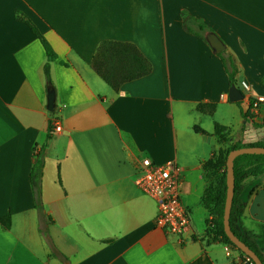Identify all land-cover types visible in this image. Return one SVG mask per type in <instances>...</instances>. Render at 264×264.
Returning a JSON list of instances; mask_svg holds the SVG:
<instances>
[{
    "label": "crops",
    "instance_id": "obj_1",
    "mask_svg": "<svg viewBox=\"0 0 264 264\" xmlns=\"http://www.w3.org/2000/svg\"><path fill=\"white\" fill-rule=\"evenodd\" d=\"M183 10L235 56L236 85L264 95V22L252 16L264 0H0V219L10 216L9 228L0 221V264H249L207 239L201 197L213 170L203 164L222 146L216 123L232 141H264V104L256 125L243 115L245 98L229 100L222 59L184 29ZM28 21L58 54L51 77L62 130L50 139L47 55ZM104 40L134 43L151 72L112 88L92 65ZM38 153L42 209L30 177ZM144 157L181 167L191 216L183 242L155 226L157 202L134 182ZM241 198L245 226L264 222V173Z\"/></svg>",
    "mask_w": 264,
    "mask_h": 264
},
{
    "label": "trees",
    "instance_id": "obj_2",
    "mask_svg": "<svg viewBox=\"0 0 264 264\" xmlns=\"http://www.w3.org/2000/svg\"><path fill=\"white\" fill-rule=\"evenodd\" d=\"M182 26L192 34L205 39V32L213 30L202 19L196 15L183 10L181 12ZM34 32L40 38L47 55V61L44 65V74L46 85L53 86L51 77V63L58 58V54L46 39V37L38 30V28L28 21ZM218 56L223 61L224 67L228 73L230 83L236 84V75L239 71L235 56L226 49L219 52ZM66 64L65 62H62ZM95 71L108 82L112 88L118 90L120 86L127 82L149 74L152 70L151 62L145 57L141 50L131 42L118 40H104L98 46L97 51L92 61ZM242 100L237 101L241 103ZM198 109L203 112L212 113L215 109L213 104H199ZM246 111L243 113L245 118L251 120L258 125L256 116ZM50 115L55 112L49 111ZM49 133L47 139L53 135L52 123L49 121ZM197 131H202L201 128L195 127ZM226 128L218 123L215 124V132L218 135L221 147L214 158L206 161L203 164L204 170H210L207 173L211 177V181L207 184L204 193L201 197L202 204L209 210L213 216V226L207 228L208 241H222L231 244L238 250L246 259L249 258L241 251L228 237L224 229V210L227 196V157L231 150L244 146H264V141H256L244 143L241 140L232 141L231 136L225 131ZM47 145V141L43 146ZM44 160L42 154L36 155V160L31 170V184L35 195L36 206L39 209L43 208L42 203V176H43ZM235 170V194L230 215V225L232 231L245 242L261 259L264 264V222L254 221V228H247L245 222V209L247 202L240 196L242 188L247 183V180L252 177H257L264 173V154H242L236 157L234 161ZM5 228L10 226L9 214L0 219ZM209 224V220H208ZM249 264H255L251 259Z\"/></svg>",
    "mask_w": 264,
    "mask_h": 264
},
{
    "label": "built area",
    "instance_id": "obj_3",
    "mask_svg": "<svg viewBox=\"0 0 264 264\" xmlns=\"http://www.w3.org/2000/svg\"><path fill=\"white\" fill-rule=\"evenodd\" d=\"M240 87L249 104V110L253 115L258 116L264 104V95L253 94L252 86L246 80L240 81ZM54 112V115H50L53 133L62 130L57 110ZM181 175V167L175 160L157 163L149 157H144L137 167L134 182L143 193L157 202L155 226L177 236L179 241L183 242L187 232L191 229V216L180 196ZM209 220V226H213L212 215ZM234 250L236 249L231 244L226 243L228 254ZM249 260L250 258L248 262Z\"/></svg>",
    "mask_w": 264,
    "mask_h": 264
},
{
    "label": "water",
    "instance_id": "obj_4",
    "mask_svg": "<svg viewBox=\"0 0 264 264\" xmlns=\"http://www.w3.org/2000/svg\"><path fill=\"white\" fill-rule=\"evenodd\" d=\"M205 39L213 49L215 53H219L226 49V44L221 37L214 30H207L205 32ZM244 99L242 90L236 85L232 84L229 89V100L237 102ZM57 107V95L54 86H48L47 88V103L46 108L48 111L54 112ZM242 154H264V146H244L241 148H235L231 150L227 157V196L225 201L224 210V229L230 240L249 258L255 262V264H263L259 256L245 243L243 242L231 229L230 215L235 194V170L234 161L237 156ZM249 263V262H248Z\"/></svg>",
    "mask_w": 264,
    "mask_h": 264
},
{
    "label": "rangeland",
    "instance_id": "obj_5",
    "mask_svg": "<svg viewBox=\"0 0 264 264\" xmlns=\"http://www.w3.org/2000/svg\"><path fill=\"white\" fill-rule=\"evenodd\" d=\"M252 16L256 17V18H260L263 20L264 22V13L263 14H260V13H252ZM242 191H243V188H242ZM241 191V192H242ZM241 192H240V196H241Z\"/></svg>",
    "mask_w": 264,
    "mask_h": 264
}]
</instances>
